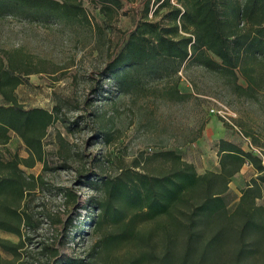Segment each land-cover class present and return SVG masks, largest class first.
I'll use <instances>...</instances> for the list:
<instances>
[{"label": "trees", "instance_id": "trees-1", "mask_svg": "<svg viewBox=\"0 0 264 264\" xmlns=\"http://www.w3.org/2000/svg\"><path fill=\"white\" fill-rule=\"evenodd\" d=\"M112 16L123 7L121 0H95ZM143 0V11L123 31L98 74L111 81L108 88L93 87L112 99L145 94L151 82L163 83L159 96L173 102L191 94L180 88L181 70L201 66L221 75L239 96L262 103L264 109V0ZM25 11L61 12L72 18L87 14L80 3L70 0H0V16ZM26 74L33 70H26ZM242 77L246 85L239 82ZM23 83L16 64L0 62V145L15 132L24 141L29 156L6 158L0 149V230L16 233L19 242L0 237V249L20 260L35 213L29 197L42 181L28 174L26 167L45 162L44 138L58 119L57 111L25 106L16 94ZM106 145L115 137L109 130L98 131ZM260 145L257 138L253 140ZM219 171L200 173L177 148L162 147L139 151L114 174L111 162L94 155L93 167L82 174L97 196L90 199L99 209L93 216L95 229L103 232L107 222L115 223L104 232L95 256L121 243L136 246L124 264H264V152L247 150L222 138L217 143ZM255 174L241 188L239 202L230 210L225 195L233 178L245 165ZM68 202L79 195L60 188ZM160 220L156 228L142 223ZM147 226V225H146ZM26 232V233H25ZM57 254L58 249L42 246ZM96 246L92 249L94 251ZM91 254V253H90ZM60 258L56 264H62ZM0 253V264H12ZM65 264H94L71 258ZM19 264H26L20 262Z\"/></svg>", "mask_w": 264, "mask_h": 264}, {"label": "rangeland", "instance_id": "rangeland-1", "mask_svg": "<svg viewBox=\"0 0 264 264\" xmlns=\"http://www.w3.org/2000/svg\"><path fill=\"white\" fill-rule=\"evenodd\" d=\"M70 2L80 3L88 19L83 14L67 18L61 12L21 9L19 15L0 16V62H12L19 70L23 79L16 89L19 101L50 110L58 107V119L44 138L45 162L24 167L28 174L41 175L42 181L29 197L28 207L34 211L35 220L25 232L30 238L19 261L56 264L60 258H82L94 260V264H124L136 252L131 243H121L93 257L103 233L115 226L107 222L103 232L95 229L93 216L99 209L92 207L90 199L97 193L81 175L94 166V155L111 158L106 165L109 174H114L120 164L129 163L139 151L162 147L177 148L200 173L218 169L217 143L222 138L256 153L264 152V109L262 103L235 93L221 75L201 66L182 68L180 88L191 96L181 102L161 98L163 83L156 82L135 98L112 99L109 91L100 95L93 87L107 89L112 83L98 71L123 31L134 24L136 13L143 11V0H121L123 7L112 16L95 0ZM151 4L154 9V0ZM28 69L33 73L27 75ZM239 82L246 85L242 77ZM212 108L223 110L226 118L213 113ZM103 129L115 137L111 145H106L98 132ZM254 138L260 145L253 143ZM0 149L6 158L13 154L29 156L15 132ZM93 172L99 173V168L94 166ZM255 173L247 164L233 178L225 195L230 210ZM63 187L78 193L77 203L67 201L60 190ZM160 223L155 220L139 225L148 229ZM0 237L20 240L16 233L4 230H0ZM43 245L58 249V253L48 248L43 251ZM0 253L12 264H19L12 254L1 249Z\"/></svg>", "mask_w": 264, "mask_h": 264}, {"label": "built area", "instance_id": "built-area-1", "mask_svg": "<svg viewBox=\"0 0 264 264\" xmlns=\"http://www.w3.org/2000/svg\"><path fill=\"white\" fill-rule=\"evenodd\" d=\"M181 73H182V72H181ZM211 111H212L213 113H216V114H221L223 117H225V116H224V113H225V112H224L223 110H221V109L219 110V109H216V108H212ZM225 118H226V117H225ZM251 146H252V148H254L252 144H251Z\"/></svg>", "mask_w": 264, "mask_h": 264}, {"label": "crops", "instance_id": "crops-1", "mask_svg": "<svg viewBox=\"0 0 264 264\" xmlns=\"http://www.w3.org/2000/svg\"><path fill=\"white\" fill-rule=\"evenodd\" d=\"M219 169H220V166H219V168L218 169H214L215 171H219Z\"/></svg>", "mask_w": 264, "mask_h": 264}]
</instances>
